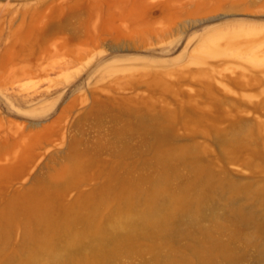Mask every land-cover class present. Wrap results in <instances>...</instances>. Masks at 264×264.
Masks as SVG:
<instances>
[{
  "label": "rangeland",
  "instance_id": "374dc122",
  "mask_svg": "<svg viewBox=\"0 0 264 264\" xmlns=\"http://www.w3.org/2000/svg\"><path fill=\"white\" fill-rule=\"evenodd\" d=\"M84 256L264 264V0H0V264Z\"/></svg>",
  "mask_w": 264,
  "mask_h": 264
},
{
  "label": "bare ground",
  "instance_id": "6f19581e",
  "mask_svg": "<svg viewBox=\"0 0 264 264\" xmlns=\"http://www.w3.org/2000/svg\"><path fill=\"white\" fill-rule=\"evenodd\" d=\"M40 193V192H39ZM30 194H31V192H30ZM34 195H36L37 194V192H35V193H33ZM47 194V192L45 193V195ZM24 195H29V194H27V193H25ZM48 195H50L49 193L47 194V196ZM37 197L39 196V195H36ZM35 196V197H36ZM155 195H154V193L152 194V197H154ZM39 197H41V193H40V196ZM39 197H38V199H39ZM21 198H24V196H23V194L21 195V194H19V195H17L16 197H15V199L16 200H18V199H21ZM27 198V197H26ZM47 198H49V196L47 197ZM184 198V196L183 195H179L178 196V202L180 203L181 201H182V199ZM25 199V198H24ZM34 199V198H33ZM45 199H46V197H45ZM176 199H177V197H174L173 198V201L176 203ZM30 200H32V196H31V199ZM35 200H37V198L35 199ZM34 200V201H35ZM39 200H42L41 198L39 199ZM47 200V199H46ZM22 201H25V200H22ZM21 201V202H22ZM29 201V200H28ZM38 201V200H37ZM27 202V201H26ZM78 202V201H77ZM29 203V202H28ZM28 203H27V205H28ZM31 204L30 205H28L29 207H32V208H30V209H28V213L27 214H29L30 215V217H28L29 218V220H30V222H35L37 225H40V226H42L45 230H46V232L48 233V232H50L51 230H53V229H58V228H65L66 227V225L68 224V222H69V220L70 219H68V218H64L62 221H56V220H54V219H52L51 218V216H49V213H48V208H47V206L45 207V204H43V202L41 203L42 204V206L43 207H38V206H34L35 204V202H33V201H31L30 202ZM37 203H39V202H37ZM37 205V204H36ZM40 205V204H39ZM47 205V204H46ZM15 208V207H14ZM128 211H130V210H132L133 209V206H132V204L131 203H129V205H128ZM92 212V211H91ZM90 213V212H89ZM6 214V213H5ZM4 214V215H5ZM4 215H2V217L4 216ZM88 215H90V214H88ZM130 215L131 216H133L132 214H130L129 213V216L128 217H130ZM28 216V215H27ZM26 216V217H27ZM84 216V215H83ZM91 216H93V215H91ZM5 217H9V216H5ZM5 217H3V218H5ZM86 217V216H85ZM128 217H127V219H128ZM142 217H143V222H144V224L146 225V226H148V225H153V217L152 216H150L149 215V212L147 211V209H144L143 210V213H142ZM90 217L88 216V218L86 217V218H84L83 217V219L84 220H87V222H88V225H89V228H92L93 226H94V230H93V233L94 234H96V235H100V239L98 240L99 242H100V245L102 244L103 245V233H105L107 230H111V231H113L114 232V234H112L111 236H110V239L112 240V239H116L117 241L116 242H120L121 241V244H122V242H123V244H124V246L126 245V246H128L129 248H130V246H129V243H130V241H131V239L133 238V236H134V234H133V220H131L130 218V220H128V221H122V220H119V219H114V220H112V221H110L109 222V228H104L103 227V225H101V224H99V223H97L96 222V220L94 221L93 220V218L92 219H89ZM132 218H135V217H132ZM6 219V218H5ZM75 219H81V217H79V216H76L75 217ZM28 220V221H29ZM132 222V223H131ZM61 223V224H60ZM58 224H60V225H58ZM60 226V227H59ZM120 230V231H119ZM28 234L32 237V239H33V241H34V243L39 247V248H41V249H44V250H46V249H49L50 248V246L48 245L47 246V242L48 241H46V240H43V239H41V238H46V236H38L37 238L36 237H34L33 236V231L31 230V229H29L28 230ZM113 241V240H112ZM115 242V241H114ZM115 242V243H116ZM117 244V243H116ZM104 246V245H103ZM116 246V245H115ZM115 246H112L113 248L112 249H109L108 251H104V249L105 248H103V253L101 254V255H99V249H98V257H100V258H98L99 260H101L102 261V259H106L107 261H108V254H112L113 253V251H115V250H113V249H115ZM127 247V248H128ZM100 248V247H99ZM115 253V252H114ZM113 253V254H114ZM91 261V262H90ZM103 262V261H102ZM28 264H30V263H28ZM67 264V263H66ZM68 264H98V260H96L95 262L94 261H92L90 258H88V257H86V256H84V257H81L79 260H77V261H75V260H71V262H68ZM165 264H174V263H172V262H169V263H165Z\"/></svg>",
  "mask_w": 264,
  "mask_h": 264
}]
</instances>
